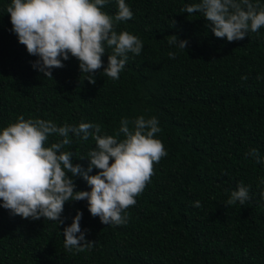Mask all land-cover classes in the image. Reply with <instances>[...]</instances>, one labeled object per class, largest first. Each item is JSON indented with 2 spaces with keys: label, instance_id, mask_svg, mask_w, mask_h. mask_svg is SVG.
Here are the masks:
<instances>
[{
  "label": "trees",
  "instance_id": "16d2710c",
  "mask_svg": "<svg viewBox=\"0 0 264 264\" xmlns=\"http://www.w3.org/2000/svg\"><path fill=\"white\" fill-rule=\"evenodd\" d=\"M125 2L133 18L116 22L114 30L137 36L141 54H128L118 80L102 68L89 84L72 57L52 70L53 79L33 69L38 57L11 32V0H0V130L22 115L58 127L96 123L102 134L115 135L122 118L154 116L162 129L156 138L168 153L127 209L124 225L102 224L86 201L66 203L60 226L0 208V264H264V163L246 155L255 148L264 158V27L228 42L211 33L202 14L181 12L199 0ZM252 2L264 6V0ZM102 11L114 17L116 0ZM172 35L188 41L185 51L169 46ZM111 51L102 57L105 67ZM58 139L49 137L46 146ZM72 141L64 150L74 158L95 146L91 138ZM73 163L86 168L88 161ZM74 182L77 191H90L82 178ZM241 182L251 200L226 205ZM197 200L201 208L193 207ZM77 211L83 213L81 230H88L85 239L96 243L74 254L64 248L62 233Z\"/></svg>",
  "mask_w": 264,
  "mask_h": 264
},
{
  "label": "clouds",
  "instance_id": "9594fccd",
  "mask_svg": "<svg viewBox=\"0 0 264 264\" xmlns=\"http://www.w3.org/2000/svg\"><path fill=\"white\" fill-rule=\"evenodd\" d=\"M107 3L109 0H11L6 11L19 44L29 55L38 57L33 69L53 79L52 70L63 68V61L72 57L78 61L81 74H86L85 80L95 84V73L102 68L106 77L118 80L128 54L139 56L144 46L137 36L114 30L116 22L133 18L125 0H116L114 17L102 11ZM181 12L202 14L211 33L228 42L243 40L249 32L257 33L264 27V6L252 0H199L185 5ZM167 38L169 46L183 51L188 46L187 40L175 35ZM106 49L112 51L105 67L102 57ZM168 57L175 59L176 53L169 52ZM161 131L154 116L122 118L115 135H108L102 134L101 125L96 123L81 121L58 127L51 120L21 115L0 130V208L12 216L32 221L43 218L60 226L66 203L86 201L88 212L102 224L124 225L127 209L136 204V197L155 175L154 165L168 154L156 138ZM51 136L60 139L46 146ZM72 138L78 142L91 138L95 146L86 157L74 158L73 151L64 150ZM246 155L257 164L264 163L255 148ZM74 159L87 160V167L74 164ZM94 169L96 173L91 174ZM74 178H82L90 191H77ZM260 184L264 185V178ZM260 195L264 198V191ZM250 200V188L241 182L231 191L226 205L243 206ZM193 207L201 208V202L195 201ZM82 215L77 211L71 225L63 228L64 248L74 254L90 251L96 243L85 239L88 230H81Z\"/></svg>",
  "mask_w": 264,
  "mask_h": 264
}]
</instances>
